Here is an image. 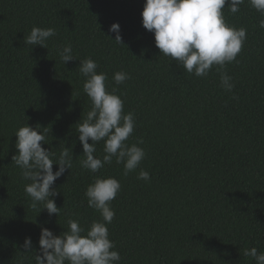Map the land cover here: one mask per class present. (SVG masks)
I'll use <instances>...</instances> for the list:
<instances>
[{
  "label": "trees",
  "instance_id": "16d2710c",
  "mask_svg": "<svg viewBox=\"0 0 264 264\" xmlns=\"http://www.w3.org/2000/svg\"><path fill=\"white\" fill-rule=\"evenodd\" d=\"M145 2L0 0V264H36L42 228L59 236L69 219L85 229L101 220L85 196L96 177L121 184L107 225L119 264H256L244 250L264 253V16L249 0L236 14L222 9L228 24L247 30L238 63L223 70L234 84L228 92L216 67L196 77L162 55L142 25ZM114 23L123 44L109 31ZM33 27L56 29L48 48L24 43ZM66 44L75 59L64 64L57 50ZM88 58L107 75L109 91L118 88L125 114H135L129 146L144 141L146 156L127 176L115 159L97 173L79 163L86 157L77 123L92 106L79 65ZM120 71L131 78L116 85ZM27 125L47 128L42 146L57 157L65 147L73 155L72 170L53 185L59 216L32 208L30 181L12 161L15 133ZM140 170L150 181L137 179Z\"/></svg>",
  "mask_w": 264,
  "mask_h": 264
},
{
  "label": "clouds",
  "instance_id": "9594fccd",
  "mask_svg": "<svg viewBox=\"0 0 264 264\" xmlns=\"http://www.w3.org/2000/svg\"><path fill=\"white\" fill-rule=\"evenodd\" d=\"M245 0H146L142 11V25L154 33L156 47L163 56L176 61L183 69L196 77H206L213 67L220 72L221 86L228 92L234 88L232 77L227 74L226 64L237 62V56L247 38V30L236 28L227 23L222 9L228 5L229 11L236 14ZM250 5L264 16V0H249ZM264 29V19L259 21ZM109 31L115 33L117 43H122L119 23L110 26ZM56 35L54 28L33 27L30 34L24 37L26 45L48 48V40ZM61 61L66 64L74 60L71 44L57 50ZM98 64L91 58L80 61L79 72L85 78L83 91L91 101V109L82 122L77 123L79 141L83 145L86 157L79 163L83 169L92 173L99 172L105 164L113 159L123 164V175L135 171L144 160L146 152L137 143H127L133 134L136 121L135 114L124 112V101L117 94L118 88L109 91L106 84L107 75L97 72ZM125 72H116L113 80L116 85L130 79ZM29 125L20 127L15 136V147L18 153L12 161L21 170V177L30 183L24 191L32 200V208L43 205L49 215H60L52 197L59 193L53 188L55 181L73 167V155L65 147L57 157L55 153L45 149L47 128ZM89 140L92 143H89ZM103 141L104 155L96 157V145ZM58 164L57 171L53 165ZM137 179L150 181V174L140 170ZM121 190L120 182L113 177H96L86 191L88 206L100 213L101 220L93 221L87 229L75 219L67 221L68 230L57 236L48 228L41 229L39 239L40 253L35 256L36 264H119L121 256L115 244L109 238L107 225L111 224L115 212L111 208L113 201ZM31 237H26L22 247L26 251L32 249ZM243 254L255 259L256 264H264V253H258L253 247L245 249Z\"/></svg>",
  "mask_w": 264,
  "mask_h": 264
}]
</instances>
